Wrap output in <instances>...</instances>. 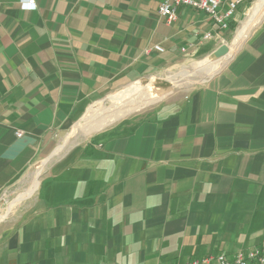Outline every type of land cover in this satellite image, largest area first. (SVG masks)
<instances>
[{"label": "crops", "instance_id": "obj_1", "mask_svg": "<svg viewBox=\"0 0 264 264\" xmlns=\"http://www.w3.org/2000/svg\"><path fill=\"white\" fill-rule=\"evenodd\" d=\"M25 1L0 0V193L93 102L230 31L187 5L167 23L159 0ZM166 95L46 166L0 220V264H176L264 239V0L221 66Z\"/></svg>", "mask_w": 264, "mask_h": 264}, {"label": "rangeland", "instance_id": "obj_2", "mask_svg": "<svg viewBox=\"0 0 264 264\" xmlns=\"http://www.w3.org/2000/svg\"><path fill=\"white\" fill-rule=\"evenodd\" d=\"M255 1L247 0L245 8L243 7L240 11L239 21L231 25L233 28L230 26V31L225 38L228 50L233 44L235 34L241 23L247 19L251 12ZM227 55L216 57L213 54L193 64L186 63L170 67L118 90L108 92L93 102L71 128L56 135V144L52 154L45 156L46 158H43L41 162L32 164L21 178L0 193V220L31 200L36 191L35 189L30 193L32 185L36 180L39 182L42 171L54 159L92 139L99 129L109 127L147 106L153 105L154 101L161 96L182 92L200 84L201 79L221 66ZM38 169L40 170L39 175L34 178Z\"/></svg>", "mask_w": 264, "mask_h": 264}, {"label": "built area", "instance_id": "obj_3", "mask_svg": "<svg viewBox=\"0 0 264 264\" xmlns=\"http://www.w3.org/2000/svg\"><path fill=\"white\" fill-rule=\"evenodd\" d=\"M247 0H159L157 13L163 17L167 23H171L176 18V8L179 5H187L204 11L210 18L212 26L216 29L228 30L233 23V19L238 10L245 6ZM31 4L33 7H26ZM22 7L33 9L35 0H26ZM210 32L204 35L209 38ZM155 50L161 51L162 47L154 45ZM149 49H146L148 51ZM21 132H17L20 135ZM176 264H264V239L253 248L239 249L231 255L225 253L206 254L195 256Z\"/></svg>", "mask_w": 264, "mask_h": 264}, {"label": "water", "instance_id": "obj_4", "mask_svg": "<svg viewBox=\"0 0 264 264\" xmlns=\"http://www.w3.org/2000/svg\"><path fill=\"white\" fill-rule=\"evenodd\" d=\"M228 54V46L226 44H221L215 51L214 55L216 57L224 56Z\"/></svg>", "mask_w": 264, "mask_h": 264}, {"label": "snow or ice", "instance_id": "obj_5", "mask_svg": "<svg viewBox=\"0 0 264 264\" xmlns=\"http://www.w3.org/2000/svg\"><path fill=\"white\" fill-rule=\"evenodd\" d=\"M25 6L26 7H33V5H31V4H26Z\"/></svg>", "mask_w": 264, "mask_h": 264}, {"label": "bare ground", "instance_id": "obj_6", "mask_svg": "<svg viewBox=\"0 0 264 264\" xmlns=\"http://www.w3.org/2000/svg\"><path fill=\"white\" fill-rule=\"evenodd\" d=\"M258 6V5H257Z\"/></svg>", "mask_w": 264, "mask_h": 264}, {"label": "trees", "instance_id": "obj_7", "mask_svg": "<svg viewBox=\"0 0 264 264\" xmlns=\"http://www.w3.org/2000/svg\"><path fill=\"white\" fill-rule=\"evenodd\" d=\"M234 25V24H233Z\"/></svg>", "mask_w": 264, "mask_h": 264}]
</instances>
